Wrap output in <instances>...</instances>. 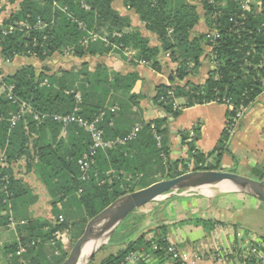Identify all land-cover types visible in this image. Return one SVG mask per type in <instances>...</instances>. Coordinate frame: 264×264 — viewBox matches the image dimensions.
<instances>
[{
    "label": "trees",
    "instance_id": "1",
    "mask_svg": "<svg viewBox=\"0 0 264 264\" xmlns=\"http://www.w3.org/2000/svg\"><path fill=\"white\" fill-rule=\"evenodd\" d=\"M15 1L10 0V3ZM249 1L247 8H242L243 0H123L159 46L152 45L147 36L131 28L130 19L112 8L113 0H86L89 9L80 0L20 1L19 9L4 22V26L9 27L7 34L3 35L0 30L1 57L7 61L25 57L47 63L68 53L82 62V69H59L51 73L47 66L38 70L32 65H24L14 73L2 76L0 158L3 166H0V177L6 180H0V229L10 223L12 216L27 222L18 225L16 238L0 246L7 264H62L69 252L53 235L69 232L74 227L71 217L81 214L85 220L72 237L74 242L82 235L88 221L116 199L188 172L183 161L164 162L163 155L168 156L167 142L161 138L162 146L158 148L154 140L153 130L160 136L167 134L168 118L175 119L183 109L195 105L221 104L223 99L232 103V109L226 110L227 120L241 109L244 115L264 91V0ZM91 32L106 33L107 42L92 41ZM213 33L218 37L212 38ZM205 47L210 50L208 57L213 69L207 73L203 85L185 81L198 72ZM126 50L134 52L136 62L146 63L155 71L161 67V53H168L166 58L176 64L169 78L170 84L156 87V94L151 99L166 116L144 124L136 138L123 145L97 150L89 179L83 181L76 162L88 152L90 137L75 124L64 127L53 117L75 115L92 120L105 112L99 125L104 139L123 137L128 131L112 136L106 129L114 116L107 105L124 103L123 100H109L111 93L119 89L118 92L127 94L138 76L109 74L108 68L100 64L93 72H88L83 60L108 54H116L125 60L123 53ZM10 96L16 100L14 103ZM129 99L136 100L139 96L130 95ZM177 99L183 100V104L175 105ZM17 101L25 103L26 109L20 120L11 126V117L20 110ZM133 103L136 104L134 100ZM221 155L219 151L194 152L193 163H201V167L196 166L194 170L219 171ZM211 157L213 161L207 164L206 160ZM20 162L45 186L51 198L53 220L34 219L20 213L21 208L32 202L29 189L19 177ZM164 173L165 177L157 179ZM258 177L263 176L258 174ZM136 211L123 222L131 219ZM142 220L143 217L138 221ZM122 223L108 241L110 246L118 247L117 252L103 258L99 264H120L127 255L141 250L151 257H165L164 227L144 230L132 240L135 227L130 225V228L120 229ZM201 224L206 228L212 226L208 222ZM150 234H153L152 238ZM152 243L156 244L155 250ZM55 253L59 255L54 256Z\"/></svg>",
    "mask_w": 264,
    "mask_h": 264
},
{
    "label": "crops",
    "instance_id": "2",
    "mask_svg": "<svg viewBox=\"0 0 264 264\" xmlns=\"http://www.w3.org/2000/svg\"><path fill=\"white\" fill-rule=\"evenodd\" d=\"M112 8L120 15L129 17L133 28L136 27L144 36L153 39L144 30L143 24L133 10L123 4V0H113ZM90 35H92V41L103 40L107 42L108 35L106 33H104V37L97 32H91ZM154 41L155 44L150 41L151 44L159 46L157 40ZM209 52L210 50L205 47L198 72L185 81H191L198 85L204 84L207 73L213 69V64L208 57ZM123 54L125 60L116 54H108L103 57H86L83 60L84 63H87L86 71L88 72H93L96 65L100 64L108 68L109 74L118 72L122 76L131 73L138 76L135 85L127 94L123 95L122 92H118V89L117 92L110 95L109 100L124 101V103H120L121 107L117 102L107 105L108 110L115 109L114 116L106 124V129L110 131L112 136H118L137 126L141 129L150 120L162 119L166 116L162 110L152 104L151 99L156 94V87L170 84V75L176 69V64L164 58V55L159 58L160 69L155 71L146 63L136 62L133 59V51L126 50ZM68 63L71 67L65 68L64 65ZM81 63L80 60L67 53L63 57H56L47 63L25 57H16L11 61H4L1 68L5 71L3 74L5 76L14 73L24 65H32L38 70L47 66L52 73L59 69L70 71L72 68H77L80 70L82 69ZM206 65L208 69L204 73ZM185 81L180 84L185 83ZM2 92L3 90L0 88V94ZM130 95L139 96V99H133L136 104L133 103V100H128ZM178 102L177 104L180 105L184 101L179 99ZM150 110H152V116L148 115ZM226 110L227 108L222 104L195 105L183 109L175 119L168 118L167 134L161 135V138L167 142L168 148V156L163 155L164 162L180 160L186 163L188 168L195 169L196 166L201 167V163L198 165L193 163L194 152L207 154L219 151L222 153L219 171L237 174L232 171V168L235 166L234 159L239 152V155L243 157L240 160L245 164L246 173L242 176L264 183V91L245 112L234 135L230 138L224 136ZM65 135V131H63L62 136ZM161 138L159 137V141H157L154 136L158 148L162 146ZM183 138L186 140L182 141ZM190 147L193 148L191 154L188 153ZM213 159V157L207 159L206 163H211ZM0 166H3L1 158ZM258 174L263 177H258ZM19 177L23 179L25 187L29 189L32 199L30 204H24L25 206L20 209V213L29 215L34 219L53 220L51 198L45 186L33 173L27 171L23 162H20ZM57 207L60 208V204H57ZM144 208H146L145 215H143L142 222L135 226L136 232L132 240H135L144 230H156L164 227L166 243L173 245L181 254L198 256L200 259L195 264H242L240 255L257 244L259 240H264V235L256 233V229L252 228L260 226V216L264 217L263 204L256 198L242 192L186 195V192L182 191L172 193L167 200L154 202L150 206H144ZM196 222L199 223L196 224ZM204 222L211 223L212 226L206 228L201 224ZM60 236L61 234H59V238ZM149 237L152 238L153 234H150ZM223 254L227 257L221 258ZM148 264L173 263L165 255L163 258L151 257Z\"/></svg>",
    "mask_w": 264,
    "mask_h": 264
},
{
    "label": "water",
    "instance_id": "3",
    "mask_svg": "<svg viewBox=\"0 0 264 264\" xmlns=\"http://www.w3.org/2000/svg\"><path fill=\"white\" fill-rule=\"evenodd\" d=\"M222 183L238 192L248 194L264 204V184L257 180L223 171L197 170L186 172L171 179L160 180L116 199L89 220L82 235L77 239L62 264H90L95 253L109 241L113 232L129 214L159 197L206 184L218 185ZM91 240L99 245L88 255L82 256L86 244Z\"/></svg>",
    "mask_w": 264,
    "mask_h": 264
},
{
    "label": "built area",
    "instance_id": "4",
    "mask_svg": "<svg viewBox=\"0 0 264 264\" xmlns=\"http://www.w3.org/2000/svg\"><path fill=\"white\" fill-rule=\"evenodd\" d=\"M249 0H243L242 2V8H247ZM54 5L56 3L54 2ZM12 28H10L11 31ZM7 34V31L3 32V35ZM218 35L215 33L212 34V38H217ZM170 96H172L171 93H168ZM78 98V96H77ZM10 100H13V103L16 101L12 96L9 97ZM19 105V112L18 114H15L11 117L10 123L11 126H14L18 120H20L21 115L23 111L26 109V104L20 101H17ZM221 104L226 106L228 109H232V103L230 100L223 99L221 101ZM175 105H177L175 103ZM110 113H114L115 109L111 108L109 109ZM105 116V112H102L98 115H96L92 120H86L82 117H77L75 115H55L53 117V120L57 122L58 124H61L62 126H67L69 124H75L79 129H82L84 132H86L91 140V144L89 147V150L87 153H85L81 158L77 160V165L79 166V169L81 171V179L83 181H86L89 179V170L90 167L94 164V155L96 154L97 150H105V149H112L117 144H125L127 141H130L132 139H135L137 134L140 132V127H134L130 131L126 132L123 137H118L114 140H105L103 136V131L100 129L99 125L102 122L103 118ZM243 117V109H241L240 112L236 113L235 116L229 120V122L226 125L225 128V136L227 138H230L233 134V131L236 130L240 120ZM37 119V117H36ZM38 123H41L38 121ZM150 128L153 130V125L150 126ZM155 139L159 141V137L157 134L154 133ZM0 180H6L5 178H1ZM5 184H7V181H5ZM6 187V186H3ZM61 220V218H60ZM26 221H20V225H26ZM55 238H59L58 234L54 235ZM51 244H53V240L50 241ZM152 249H156V244L152 243ZM165 254L170 259V261L173 264H195L196 261H198L200 258L196 255H190V254H181L173 245H166L165 248ZM227 255L223 254L221 258H226ZM242 264L252 263V264H264V240H259L257 244L251 246L248 250L244 251L241 255ZM151 259V255L145 252L144 250H141L138 253H131L127 255L124 260L120 264H141L144 262H149Z\"/></svg>",
    "mask_w": 264,
    "mask_h": 264
},
{
    "label": "rangeland",
    "instance_id": "5",
    "mask_svg": "<svg viewBox=\"0 0 264 264\" xmlns=\"http://www.w3.org/2000/svg\"><path fill=\"white\" fill-rule=\"evenodd\" d=\"M20 1L21 0H16L14 3H10V0H0V30L1 31H3V32H5V31H7V29L9 28V27H6V26H4V22L8 19V17L13 13V12H16L18 9H19V4H20ZM80 2L86 7V8H89V6L87 5V3H86V0H80ZM54 7H57V5H54ZM125 17H127V16H125ZM129 18V17H128ZM130 27L131 28H133L132 26H131V22H130ZM134 29H137L136 27H134ZM202 29H204V25H202ZM215 33H213V35H214ZM101 35H102V37H104L105 35H104V33L102 32L101 33ZM152 38L153 39H150V41L152 42V44H155V37H153L152 36ZM154 41V42H153ZM65 54H67V53H65ZM64 54V55H65ZM63 55V56H64ZM161 55H164V58H166V57H168V53H161ZM160 55V56H161ZM160 56H159V58H160ZM54 59V58H53ZM167 59V58H166ZM4 61H6L3 57H0V82L2 81V76H4L3 74H4V70H2V68H1V65L4 63ZM71 63V62H70ZM70 63H68V64H65L64 65V67L65 68H67V67H71L70 66ZM73 66V65H72ZM210 68V67H209ZM208 69V66L206 65L205 67H204V73H205V71ZM71 71H80V70H78L77 68H72L71 69ZM211 71V70H210ZM209 71V72H210ZM77 79V78H76ZM177 84H179V83H177ZM0 88H2V86L0 85ZM179 101V99L178 100H176L175 101V103L177 104V102ZM179 103V102H178ZM215 104H218V103H215ZM226 107V106H225ZM227 108V107H226ZM245 112H246V110H245ZM149 114V116H152L153 114H152V110H150L149 112H148ZM245 114V113H244ZM229 122V120H227L226 119V125H227V123ZM234 133H235V131H233V134H232V136L234 135ZM124 134V133H123ZM158 137H160L161 138V136L160 135H157ZM243 159V157H241L240 155H239V152H238V154L236 155V157H235V161H234V164H235V166L232 168V171H234V172H236L238 175H245V167H244V162L243 161H241L240 159ZM189 170H188V172H190V171H195L194 169H191V168H188ZM161 177H165V173L163 174V175H158L157 176V179H160ZM141 178H139L138 180H140ZM163 179V178H162ZM164 180V179H163ZM133 182H137V181H133ZM261 183H263V182H261ZM264 184V183H263ZM136 187H138V186H136ZM210 188V189H209ZM3 189H5L4 187H3ZM232 190H228V189H224V188H219V187H208L207 188V194H221V193H231V192H234V191H237V190H235V189H233V188H231ZM202 190H199V189H187V190H184V192H186V195H188V194H194V193H200ZM175 193H178V192H175ZM174 193V194H175ZM170 196V194L169 195H163V196H161V197H159L158 199H156L155 201H153V202H151V203H149V205L147 204V206H150L152 203H154V202H161V201H164V200H167V198ZM146 206V205H145ZM149 208V207H148ZM263 208H264V204H263ZM146 210V208H144V207H142L141 209H138V213H137V211L134 213V215L131 217V219H127L126 221H124L123 223H122V226L120 225V229H121V227H124V228H127L129 225H132L131 226V228H133V227H135V226H137L138 224H140L142 221H138L139 220V218H141V217H143V215H145V213H144V211ZM60 218H62V217H60ZM260 226L258 225V226H254V227H252V228H254V229H256V233H258V234H260V235H264V217H262V215L260 216ZM20 220H23V219H20L18 216L15 218L14 216H12V217H10V223L9 224H7L5 227H2L1 229H0V246H3L4 244H6V243H9V242H11L12 241V239L13 238H16V236H17V227H18V225L20 224ZM60 220V219H59ZM24 221H26V220H24ZM71 221H72V224H73V226L74 227H72V228H70L69 229V232L67 231V232H65L64 234H62V236H60V238H59V241H61V243L65 246V248L68 250V252H70L71 251V249H72V247H73V245L75 244V242L76 241H72L73 239H72V237L73 236H75L76 234H77V231H79L80 230V224L82 223V222H84L85 220H83L82 219V215L81 214H76V215H74L73 217H71ZM89 222V221H88ZM251 222V221H250ZM76 225H78V226H76ZM87 225V224H86ZM78 228V230H77V228ZM86 227V226H85ZM128 228H130V227H128ZM85 229V228H84ZM68 233V234H67ZM54 236V235H53ZM59 237V236H58ZM54 238H55V236H54ZM103 249L101 250H99V252H97V253H95V258H94V260L92 261V263H90V264H99L102 260H103V258H105V257H107V256H110V255H112V254H115V252H116V250H118V247H116V246H110L109 245V242H107L106 244H104L103 246ZM101 247V248H102ZM48 253L50 252V250H46ZM59 252V251H58ZM2 253H1V251H0V264H7V261H6V259H4L3 258V256L1 255ZM69 254V253H68ZM57 255H59V253H55V255L54 256H57ZM92 258V259H93Z\"/></svg>",
    "mask_w": 264,
    "mask_h": 264
},
{
    "label": "bare ground",
    "instance_id": "6",
    "mask_svg": "<svg viewBox=\"0 0 264 264\" xmlns=\"http://www.w3.org/2000/svg\"><path fill=\"white\" fill-rule=\"evenodd\" d=\"M215 184V183H214ZM217 184V183H216ZM219 187V188H224V189H230V190H232L231 189V187H229L228 185H226L225 183H222V184H218V185H212V184H206V185H202V186H199V187H194V188H192V189H199V190H202L200 193H204V194H207L208 192V190H207V188L208 187ZM210 189V188H209ZM99 244L97 243V242H95L94 240H91V241H89L87 244H86V246H85V248H84V250H83V252H82V256H86V255H88L91 251H93L94 249H95V247H97Z\"/></svg>",
    "mask_w": 264,
    "mask_h": 264
}]
</instances>
